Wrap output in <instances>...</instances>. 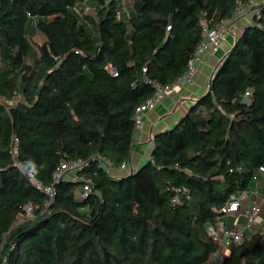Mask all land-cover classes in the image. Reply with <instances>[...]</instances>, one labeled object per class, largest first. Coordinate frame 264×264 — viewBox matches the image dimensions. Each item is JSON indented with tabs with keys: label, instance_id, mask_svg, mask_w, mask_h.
Instances as JSON below:
<instances>
[{
	"label": "trees",
	"instance_id": "1",
	"mask_svg": "<svg viewBox=\"0 0 264 264\" xmlns=\"http://www.w3.org/2000/svg\"><path fill=\"white\" fill-rule=\"evenodd\" d=\"M86 1L0 0V264H210L209 226L264 168V1L209 89L123 174L153 82L174 84L203 21L251 0H128V14L123 0ZM63 161L82 165L55 181ZM74 175L93 181L84 198ZM222 264H264V232Z\"/></svg>",
	"mask_w": 264,
	"mask_h": 264
},
{
	"label": "crops",
	"instance_id": "2",
	"mask_svg": "<svg viewBox=\"0 0 264 264\" xmlns=\"http://www.w3.org/2000/svg\"><path fill=\"white\" fill-rule=\"evenodd\" d=\"M263 1L258 0L257 3ZM90 2L91 0H87L83 6ZM123 4L127 7L130 2L123 0ZM250 9L246 4H242L240 11L238 10L233 17L229 30L222 39L221 46L216 51H206L196 62V73L190 82H178L154 109L142 113V126L136 128L131 159L125 170L116 171L118 174L136 171L145 161L149 160L154 146V137L160 132L176 127L182 116L190 110L198 97L208 90L214 70L232 48L236 38L253 22L254 14ZM67 175H71V173ZM241 196L242 205L240 210L229 213L222 218L221 223L226 228H235L236 226L242 228L246 222V214L255 202L261 203L264 207V171L258 172L249 190ZM261 217L264 218V208ZM252 231L254 230H244V237L249 236ZM216 258L217 260L220 259L219 264H222L219 254L216 255Z\"/></svg>",
	"mask_w": 264,
	"mask_h": 264
},
{
	"label": "built area",
	"instance_id": "3",
	"mask_svg": "<svg viewBox=\"0 0 264 264\" xmlns=\"http://www.w3.org/2000/svg\"><path fill=\"white\" fill-rule=\"evenodd\" d=\"M258 0H251L247 3L248 9H253L254 17L255 15L260 14V9L255 7L257 5ZM238 12V9L237 11ZM232 19L224 20L220 25L215 28H211L206 21H203V38L199 43L194 55L190 58L189 67L187 72L180 77L174 84L162 85L157 82H153L155 87V93L152 97L147 99L144 103H142L137 109L135 113V126L139 128L142 126V118L141 115L145 111L152 110L155 106L166 96L168 92H170L173 87L180 81H188L190 82L196 73V62L202 57V55L206 51H216L220 46L223 37L227 34L229 30V26L231 24ZM111 73L117 75V70L115 68H109ZM215 71V70H214ZM213 75V74H212ZM212 77V76H211ZM251 96V90H248L245 94V101L249 102ZM108 165L111 166V163L106 161ZM82 162L80 161H63L61 165L58 167L57 171L54 174V180L59 181L60 179L66 176V173L70 171H75L80 168ZM127 168V163H123L119 169L125 170ZM264 171V168H262ZM31 172H27L29 175ZM74 180H83L84 184L81 187V192L79 194V198H84L91 191L92 187V179L85 178L82 176L74 175ZM31 181L40 188H43L46 193H48L51 198L55 195L54 186L51 187H43L41 183L37 181L34 174L31 173ZM242 196H232L231 201L228 202L224 207H222V212L226 216L229 213H234L240 210L242 205ZM35 204L29 203L26 205V211L30 212ZM263 205L261 203L255 202L253 206L248 210L246 214V222L242 228H226L222 225V219L218 222L216 226H209V233L212 235L214 241H216L220 248L217 254H220L221 260H223L224 256L230 252L231 247L238 245L244 238V230H254V231H262L264 232V218L261 217V213L263 212ZM253 232V231H252ZM251 232V233H252ZM1 254V252H0ZM4 262L6 258L3 259Z\"/></svg>",
	"mask_w": 264,
	"mask_h": 264
},
{
	"label": "rangeland",
	"instance_id": "4",
	"mask_svg": "<svg viewBox=\"0 0 264 264\" xmlns=\"http://www.w3.org/2000/svg\"><path fill=\"white\" fill-rule=\"evenodd\" d=\"M91 1H93L94 2V0H91ZM84 4V3H83ZM83 4H81V5H83ZM242 5H240L239 7H238V10L240 11V7H241ZM87 7V6H86ZM79 8H81V7H79ZM122 10H125V12L127 11L126 10V8H125V5L123 4V7H122ZM251 11L253 10V9H250ZM89 11H91V10H89ZM253 12V11H252ZM127 14H128V11L126 12ZM28 33L29 34H33V33H35V30H33L32 28H29L28 29ZM36 34V33H35ZM34 39H36L37 41H42V39H43V37L42 36H40V35H35V37H34ZM147 161H145V163H146ZM145 163H143V164H145ZM216 255L217 254H215V255H213L212 257H211V259H210V264H219L220 263V259H218L217 260V258H216ZM220 255V254H219ZM219 257V256H218Z\"/></svg>",
	"mask_w": 264,
	"mask_h": 264
},
{
	"label": "clouds",
	"instance_id": "5",
	"mask_svg": "<svg viewBox=\"0 0 264 264\" xmlns=\"http://www.w3.org/2000/svg\"><path fill=\"white\" fill-rule=\"evenodd\" d=\"M29 179H31V173H29Z\"/></svg>",
	"mask_w": 264,
	"mask_h": 264
},
{
	"label": "water",
	"instance_id": "6",
	"mask_svg": "<svg viewBox=\"0 0 264 264\" xmlns=\"http://www.w3.org/2000/svg\"><path fill=\"white\" fill-rule=\"evenodd\" d=\"M209 89V88H208Z\"/></svg>",
	"mask_w": 264,
	"mask_h": 264
}]
</instances>
